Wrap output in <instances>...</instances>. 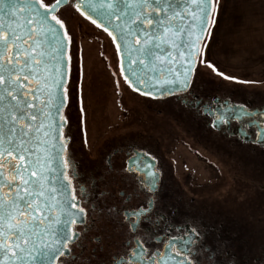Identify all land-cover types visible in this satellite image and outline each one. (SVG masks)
I'll use <instances>...</instances> for the list:
<instances>
[{
  "label": "snow or ice",
  "instance_id": "6c2138e0",
  "mask_svg": "<svg viewBox=\"0 0 264 264\" xmlns=\"http://www.w3.org/2000/svg\"><path fill=\"white\" fill-rule=\"evenodd\" d=\"M218 4L219 0H0V264H56L58 258L60 264H69L63 258L72 256L81 231L87 230L85 208L77 199L85 197L82 191H71L72 180L65 172L70 161L65 159L66 142L61 140L68 123L62 113L71 94L65 93L67 71L62 70L66 69L64 53L71 37L56 27L64 28L58 16L62 6L74 8L85 19L99 17L100 22L92 18V24L103 26L113 41H122L125 48L134 40L136 61L147 72L142 77L129 69L140 85L139 89L130 87L140 95L155 97L190 87L196 62L194 44L203 36ZM197 27L196 41L185 42V34L191 35ZM181 43L187 56L179 51ZM179 59L184 63L176 64ZM51 61L55 73L44 76ZM161 75L165 76L162 82ZM38 79H43V86L31 87ZM237 107V115H255L244 106L227 112H236ZM220 123H227L226 116L213 127ZM256 140L264 144V131L256 133ZM41 146L44 153L37 151ZM136 163L132 159V164ZM145 174L151 176L149 183L154 188L156 177ZM57 194L63 199L53 205L50 201ZM145 211L141 208L134 215L140 217ZM193 235L198 236V230L194 229ZM178 242L194 243L184 235L173 237L166 247L176 251L165 255L149 251L146 242L136 240L129 264H161L164 260L191 264V249L185 253Z\"/></svg>",
  "mask_w": 264,
  "mask_h": 264
},
{
  "label": "flooded vegetation",
  "instance_id": "af4514ba",
  "mask_svg": "<svg viewBox=\"0 0 264 264\" xmlns=\"http://www.w3.org/2000/svg\"><path fill=\"white\" fill-rule=\"evenodd\" d=\"M67 8L74 10L62 6L61 12ZM81 17L95 27L98 33L108 35L92 24L91 20ZM67 52L68 47L66 94L70 87V57ZM194 70L190 87L180 94L166 98L140 96L157 102L173 100L178 106L175 110L177 116L192 123L191 128L203 129L204 138H219L211 144L215 151L219 145L218 149L227 155L235 152L238 154L237 162L239 164L241 161L245 166L246 178L256 179V191H253L255 196L264 197V194H260L264 193V144L256 140V133L264 126V102L255 103L252 99L235 102L228 95L196 91L192 87ZM43 75L49 76L48 67ZM38 84L43 86V79L33 80L31 87L35 88ZM234 106H244L255 115H237L238 110L227 112L228 108ZM62 115L68 121L63 130L65 135L61 136V140L66 142L65 159L70 161L65 172L67 178L72 180L73 194L82 191L85 197L84 200L79 197L77 199L80 207L85 208L87 229L81 231V239L74 245L72 256L63 258L69 264H129L136 240L146 242L145 247L153 253H175L176 249H168L166 246L170 239L181 235L194 241L191 245L178 242L185 253L191 249V264H264V241L254 233L250 235L249 223L245 222L247 217L241 213L247 205L249 210L246 211L249 214L251 209L254 213L264 214L260 201L250 198L242 205L233 202L217 205L208 198L200 201L196 192L210 193L211 190L196 187L190 174H186L182 180L178 178L174 161L170 157V146L166 141L168 138L160 139L158 134V137L153 135L143 126L141 130L145 129L144 132L124 131L121 134L102 136L98 142L93 143L92 148H88L82 127L67 106V100ZM225 116L226 124L220 123L213 127L214 122ZM194 139L197 138L194 136ZM37 151L44 153L43 146ZM137 153L141 155L137 156ZM145 153L148 159H145ZM2 159L10 160L9 157ZM132 159L137 160L135 165ZM4 171L7 172V164ZM146 172L156 177L154 188L149 183L151 176ZM44 183L47 187L48 182ZM62 199L57 194L50 203L56 205ZM234 205L243 206L242 210L236 211ZM141 208L146 209L144 215L136 217L134 213ZM56 214L59 215L58 212ZM134 224L136 227H133ZM81 229H84L83 225ZM194 229L198 230V236L193 235ZM60 259L56 264H60ZM161 264L172 262L164 260Z\"/></svg>",
  "mask_w": 264,
  "mask_h": 264
},
{
  "label": "rangeland",
  "instance_id": "374dc122",
  "mask_svg": "<svg viewBox=\"0 0 264 264\" xmlns=\"http://www.w3.org/2000/svg\"><path fill=\"white\" fill-rule=\"evenodd\" d=\"M58 16L64 23L62 31L71 37L67 42V93H71L67 106L82 127L88 148L102 136L136 132L144 126L160 139L168 138L180 180L190 174L196 187L211 190L196 192L197 199L242 205L252 198L260 201L264 210V197L253 192L256 179L246 178L245 166L241 161L238 164L235 151L227 155L219 145L215 151L211 144L219 138H204L203 129L191 128L192 123L190 126L177 116L178 106L173 100L157 102L133 91L121 75L114 42L107 34L98 33L71 8ZM192 87L202 93L228 95L235 102H264V0H219L199 48ZM241 205H234V209L241 211ZM246 209L247 205L241 213L247 217L250 235L254 233L264 241V214L253 209L249 214Z\"/></svg>",
  "mask_w": 264,
  "mask_h": 264
},
{
  "label": "water",
  "instance_id": "95a60500",
  "mask_svg": "<svg viewBox=\"0 0 264 264\" xmlns=\"http://www.w3.org/2000/svg\"><path fill=\"white\" fill-rule=\"evenodd\" d=\"M86 15H87V13H86ZM92 18H96L97 19V22H100V18L99 17L93 15V17L89 18V20L92 21ZM191 19L192 18L189 16V20H191ZM115 22L116 23H119L118 21H115ZM56 27H57V30L58 31L63 32L62 29L58 25ZM207 28H206V30H207ZM101 29L104 30L103 26L101 27ZM109 30H111V26L110 25H109ZM199 32H200V29L197 27V28L194 29V31H193V33L191 35L185 34V36L183 37V40L185 42H187V41L195 42L196 41V37L199 34ZM205 33H206V31L204 32L203 36L200 37L199 42L194 44L193 59L195 61H196V59L198 57L199 48H200V46H201V44L203 42ZM114 35H118V33H114ZM110 37L113 40V37L112 36H110ZM114 44H115V47L117 49V53H118V56H119V60H120L119 66H120V70H121V73H122L123 78L130 85H132V86H134V87H136V88L139 89L140 88V85H137L136 84V81L132 78V74L129 71V69H133L135 71V73L139 74L142 77L145 76V73L147 72V69H145L143 65H140L139 62L136 61V55L137 54L134 51H132L133 47L135 46L134 45V40H132V42L129 43V45H128L127 48H125L124 45H123V42L122 41H119V40H116L114 42ZM118 45H119V47H118ZM179 51L184 52L185 56H187V54H188V50L185 48V46H184L183 43H181V46H180V50ZM173 54L174 55H177L178 53L177 52H174ZM64 59H65L66 69H62V70H66L67 71L66 51L64 53ZM131 61H135V63H132ZM183 63H184V60L183 59H179V60L176 61V64H183ZM54 64H55V62L54 61H51L48 64V66H47L48 67V70H49V76L54 75V73H55ZM195 64H196V62L192 65L193 70H194ZM125 73H128V75L126 76ZM66 78H67V76H66ZM66 78L64 80V85L66 83ZM159 79L162 82L165 79V76L164 75H161ZM190 80H191V78H190ZM131 88L133 89V87H131ZM136 92L140 93V91H136ZM180 93H182V92H177V93L172 94V95H177V94H180ZM172 95H158V96H155V97L154 96H151V95H147V96H151L153 98H166V97H169V96H172ZM237 110L239 111V108L238 107H237ZM263 113H264V110H263ZM259 131H264V126H263V128H260Z\"/></svg>",
  "mask_w": 264,
  "mask_h": 264
},
{
  "label": "trees",
  "instance_id": "16d2710c",
  "mask_svg": "<svg viewBox=\"0 0 264 264\" xmlns=\"http://www.w3.org/2000/svg\"><path fill=\"white\" fill-rule=\"evenodd\" d=\"M263 212H264V210H263ZM263 231H264V229H262Z\"/></svg>",
  "mask_w": 264,
  "mask_h": 264
}]
</instances>
